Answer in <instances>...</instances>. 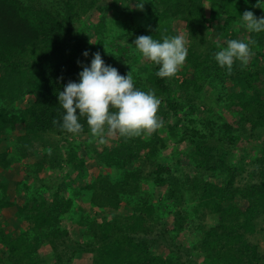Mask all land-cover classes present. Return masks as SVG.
I'll use <instances>...</instances> for the list:
<instances>
[{"label": "trees", "instance_id": "1", "mask_svg": "<svg viewBox=\"0 0 264 264\" xmlns=\"http://www.w3.org/2000/svg\"><path fill=\"white\" fill-rule=\"evenodd\" d=\"M101 1L0 0V264H264L249 239L264 238V32L240 22L264 4L143 0L152 23L120 20L111 36ZM177 34L188 53L174 77L132 54L133 37ZM229 39L251 52L231 73L214 59ZM97 51L155 92V132L92 146L83 118L79 135L61 129L57 95Z\"/></svg>", "mask_w": 264, "mask_h": 264}, {"label": "clouds", "instance_id": "2", "mask_svg": "<svg viewBox=\"0 0 264 264\" xmlns=\"http://www.w3.org/2000/svg\"><path fill=\"white\" fill-rule=\"evenodd\" d=\"M260 4L264 0H257L255 7ZM143 6V0H135L136 8L142 10ZM240 22L248 32H264V17L257 18L250 10L240 14ZM130 45L133 55L158 66L159 78L174 77L188 53L185 38L180 34L162 40L141 35L135 39L134 46ZM250 54L249 43L229 39L214 59L219 67L231 73L234 62L246 64ZM82 55L88 57L89 52L85 50ZM78 75V82L69 81L57 95L62 109L59 121L62 130L79 135L84 127L80 122L83 118L91 136L103 144L106 133L127 138L151 134L162 126L163 121L157 115L160 100L155 92L136 88L130 72L121 75L117 68L105 63L99 51L92 53L90 64L83 66Z\"/></svg>", "mask_w": 264, "mask_h": 264}, {"label": "rangeland", "instance_id": "3", "mask_svg": "<svg viewBox=\"0 0 264 264\" xmlns=\"http://www.w3.org/2000/svg\"><path fill=\"white\" fill-rule=\"evenodd\" d=\"M102 4H106V6L109 5V7H107L105 9V16L107 17L108 23H109V33H111V36H117L118 32H120V25L118 24V22L121 20L123 21L124 19H127L128 21H143L144 24H151L152 20H147V19H143L142 20V11L138 8L135 7V0H102L101 1ZM127 6L130 8L128 9ZM128 13V15H126ZM119 18V20H118ZM118 20V21H117ZM219 30H216V28L213 29L212 31V35L211 38L212 40H214L215 42L218 43H223V40H218L217 41V36H218ZM134 41L136 39V37H133ZM123 46H127L126 41H122L120 42ZM147 60L143 58L142 60V64H144ZM212 92L210 90L207 91V95L212 97ZM206 103L211 104V102L209 100H205ZM217 108V107H216ZM218 109V108H217ZM81 140V139H80ZM82 141V140H81ZM84 142H90L89 144H92V146H101V145H110L112 143V137L111 134H106L105 135V143L101 144L99 142V140L97 138H94L92 136H90V138L84 137ZM10 145V144H9ZM32 162V161H31ZM93 163V161H91L89 158L86 159V164L87 166H91ZM95 173H98L99 171L97 169H94ZM22 175L17 177H14V180H17L19 178H21ZM11 215V214H10ZM12 216V215H11ZM212 222V221H210ZM75 223H73V220H68L67 221V225L69 226L70 230H72V232L74 233V237L76 239H79L78 236V227L76 225H74ZM262 227H264V224H262ZM259 229V228H258ZM250 241L252 243H258L260 246V254L262 253V251L264 250V238L263 236L259 233L258 235L254 236V237H249ZM176 244L178 245V247H180V249L178 250L180 255L182 256L183 259H186L187 254L190 252V244L189 242H191L192 240L188 237V236H181L179 239L176 240ZM171 250H174L171 249ZM46 250H44L43 253H45L46 255V260L48 259L49 255H51L52 253L50 252H45ZM167 253V251H165ZM197 259L199 261L202 262V257H198ZM198 262V261H197ZM46 264H50V262H46Z\"/></svg>", "mask_w": 264, "mask_h": 264}]
</instances>
